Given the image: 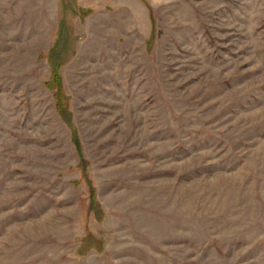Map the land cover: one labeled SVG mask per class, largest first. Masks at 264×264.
Instances as JSON below:
<instances>
[{"label": "rangeland", "instance_id": "374dc122", "mask_svg": "<svg viewBox=\"0 0 264 264\" xmlns=\"http://www.w3.org/2000/svg\"><path fill=\"white\" fill-rule=\"evenodd\" d=\"M0 264H264V0H0Z\"/></svg>", "mask_w": 264, "mask_h": 264}, {"label": "trees", "instance_id": "16d2710c", "mask_svg": "<svg viewBox=\"0 0 264 264\" xmlns=\"http://www.w3.org/2000/svg\"><path fill=\"white\" fill-rule=\"evenodd\" d=\"M48 58L50 60L53 59V51L50 52ZM54 69L55 70H53V73L49 81L45 84V87L52 94L56 114L60 117V119L71 125V114L68 106L69 98L66 96L63 90L62 82L59 76L58 66L56 65ZM71 141L77 154L81 158V147L76 132H74V130H72Z\"/></svg>", "mask_w": 264, "mask_h": 264}]
</instances>
